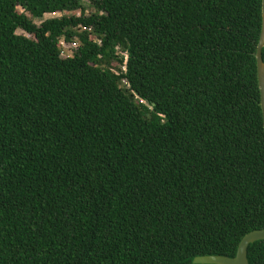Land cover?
<instances>
[{
    "label": "trees",
    "instance_id": "16d2710c",
    "mask_svg": "<svg viewBox=\"0 0 264 264\" xmlns=\"http://www.w3.org/2000/svg\"><path fill=\"white\" fill-rule=\"evenodd\" d=\"M262 1L0 0V264H193L264 229Z\"/></svg>",
    "mask_w": 264,
    "mask_h": 264
},
{
    "label": "water",
    "instance_id": "95a60500",
    "mask_svg": "<svg viewBox=\"0 0 264 264\" xmlns=\"http://www.w3.org/2000/svg\"><path fill=\"white\" fill-rule=\"evenodd\" d=\"M256 59L264 120V0L262 1V30L257 47ZM261 241H264V229L247 234L240 242L237 254L233 258L223 255H203L197 256L193 260V264H250L248 258L249 247Z\"/></svg>",
    "mask_w": 264,
    "mask_h": 264
},
{
    "label": "rangeland",
    "instance_id": "374dc122",
    "mask_svg": "<svg viewBox=\"0 0 264 264\" xmlns=\"http://www.w3.org/2000/svg\"><path fill=\"white\" fill-rule=\"evenodd\" d=\"M20 11H21V12H24V10H22V9H20ZM27 15L31 18V15H30V14H27ZM77 15H78V14H77ZM61 16H62L61 14H56V15H46V16H45V19H52V18L61 17ZM41 22H42V21H36V23H37L38 25H40ZM18 34H20V35H25V36H27V37H29V38H34L33 36L28 35V34L24 33L23 31H19ZM69 47H70V46H68V45L65 47L67 51L70 50ZM73 48H74V47H73ZM71 50H72V49H71ZM70 53H72V52H70Z\"/></svg>",
    "mask_w": 264,
    "mask_h": 264
},
{
    "label": "built area",
    "instance_id": "2783aa9c",
    "mask_svg": "<svg viewBox=\"0 0 264 264\" xmlns=\"http://www.w3.org/2000/svg\"><path fill=\"white\" fill-rule=\"evenodd\" d=\"M62 45H64V47H66L67 45L65 43H62ZM74 47H76L75 45H73ZM70 48V47H69ZM66 49V48H65Z\"/></svg>",
    "mask_w": 264,
    "mask_h": 264
}]
</instances>
